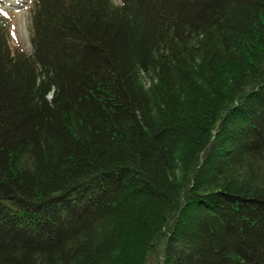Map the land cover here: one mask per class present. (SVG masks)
Instances as JSON below:
<instances>
[{
  "label": "trees",
  "instance_id": "obj_1",
  "mask_svg": "<svg viewBox=\"0 0 264 264\" xmlns=\"http://www.w3.org/2000/svg\"><path fill=\"white\" fill-rule=\"evenodd\" d=\"M0 0V264H264V0Z\"/></svg>",
  "mask_w": 264,
  "mask_h": 264
},
{
  "label": "rangeland",
  "instance_id": "obj_2",
  "mask_svg": "<svg viewBox=\"0 0 264 264\" xmlns=\"http://www.w3.org/2000/svg\"><path fill=\"white\" fill-rule=\"evenodd\" d=\"M32 0H4L1 11L10 31L11 46L32 51Z\"/></svg>",
  "mask_w": 264,
  "mask_h": 264
}]
</instances>
